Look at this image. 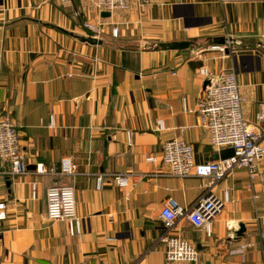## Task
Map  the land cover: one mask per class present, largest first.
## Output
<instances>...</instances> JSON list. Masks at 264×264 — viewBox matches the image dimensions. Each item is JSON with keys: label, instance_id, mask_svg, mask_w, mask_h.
<instances>
[{"label": "crops", "instance_id": "obj_1", "mask_svg": "<svg viewBox=\"0 0 264 264\" xmlns=\"http://www.w3.org/2000/svg\"><path fill=\"white\" fill-rule=\"evenodd\" d=\"M97 21L86 0H0V119L15 122L29 171L8 179L0 160V203L7 205L0 264H189L167 262L160 212L169 199L191 207L203 181L161 176L169 168L160 157L177 138L192 145L197 165L218 161L199 115L184 111V99L195 110L205 92L199 70L235 69L243 116L262 130L264 0L136 3L104 19L110 26L101 45L82 42L92 37L83 24ZM228 40L225 58L209 49ZM175 43L185 48L162 47ZM65 158L77 166L74 178L34 173L37 164L59 167ZM115 173L148 177L120 188L108 176ZM260 173L252 181L238 169L215 185L230 201L211 237L185 218L177 222L173 234L198 248V264H264V163ZM100 174L107 175L102 190ZM58 185L75 187L79 236L47 217L46 191Z\"/></svg>", "mask_w": 264, "mask_h": 264}, {"label": "built area", "instance_id": "obj_2", "mask_svg": "<svg viewBox=\"0 0 264 264\" xmlns=\"http://www.w3.org/2000/svg\"><path fill=\"white\" fill-rule=\"evenodd\" d=\"M91 9L98 15V21L85 22L83 29L90 33L93 38L102 39L107 26L102 17L103 13H110L111 17L117 11H127L133 4H164L168 0H86ZM231 1H254V0H223ZM71 4L72 0H65ZM110 17V18H111ZM111 34L118 37L119 27L111 26ZM232 41L224 45H213L209 49L221 54L225 58L231 53ZM199 73L207 81L203 96L198 100L195 110L188 107L184 99V111L196 112L200 117L201 125L210 134L211 146L218 152L224 149H234L235 155L226 160L211 161L197 165L192 145L173 138L166 141L161 149V162L169 168L167 174L180 179L195 176L202 179L200 185L204 193L199 196L189 208L177 206L173 199L164 204L160 212V219L164 223L165 233L160 242L165 245V255L170 263L198 264L200 252L190 241L173 234V230L180 219L189 220L195 227L205 231L207 236H212L213 220L219 216L226 204L230 201V193L225 190L221 198L214 192L215 185L235 170L243 169L248 173L252 181L261 178L260 169L264 163V103L260 104L258 120L262 124L259 131L252 126L243 116L242 106L244 99L240 93L237 72L235 69L225 70L214 74L207 68H201ZM51 126H54L53 121ZM157 130H164L162 121L157 123ZM0 160L9 165L4 172L8 179L26 175L29 173L24 162V153L20 146V134L10 115L0 119ZM149 162L157 161L155 156L147 159ZM36 175L39 176H65L75 177L77 166L69 158L61 161L60 166L45 167L43 163L37 164ZM107 175L100 174L97 177V189L102 190ZM120 188H128L138 179H144L148 175H134L128 173H115L108 175ZM37 183H34L33 196H36ZM47 217L51 222H66L72 236L81 234V223L76 212V191L74 185H58L49 187L46 191ZM7 219V205L0 203V222ZM264 227V220L262 221ZM262 240L264 242V232ZM242 247L240 251H244Z\"/></svg>", "mask_w": 264, "mask_h": 264}, {"label": "water", "instance_id": "obj_3", "mask_svg": "<svg viewBox=\"0 0 264 264\" xmlns=\"http://www.w3.org/2000/svg\"><path fill=\"white\" fill-rule=\"evenodd\" d=\"M102 17L104 18H110V13H103ZM82 42L89 43L91 45H101L103 42L101 40H98L93 37H82ZM225 42L223 43V45ZM184 43H175V44H168V45H162L163 48H170V49H182L185 48ZM209 85V81H207L206 86ZM235 155L234 149H224L219 154L215 156V160H226L228 158H231ZM245 232V226L243 224L240 225V230L237 232V236H241Z\"/></svg>", "mask_w": 264, "mask_h": 264}]
</instances>
